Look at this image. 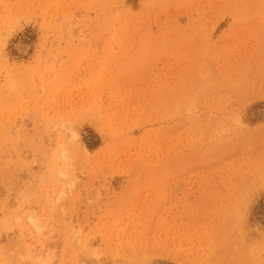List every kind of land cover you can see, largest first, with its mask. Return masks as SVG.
I'll return each mask as SVG.
<instances>
[{
    "label": "rangeland",
    "instance_id": "1",
    "mask_svg": "<svg viewBox=\"0 0 264 264\" xmlns=\"http://www.w3.org/2000/svg\"><path fill=\"white\" fill-rule=\"evenodd\" d=\"M0 264H264V0H0Z\"/></svg>",
    "mask_w": 264,
    "mask_h": 264
}]
</instances>
